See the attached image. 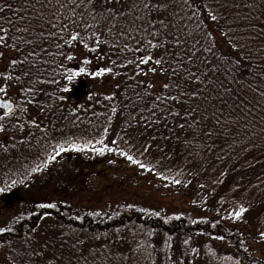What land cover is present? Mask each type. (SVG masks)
Returning <instances> with one entry per match:
<instances>
[{
    "label": "trees",
    "instance_id": "trees-1",
    "mask_svg": "<svg viewBox=\"0 0 264 264\" xmlns=\"http://www.w3.org/2000/svg\"><path fill=\"white\" fill-rule=\"evenodd\" d=\"M5 2L0 0V4ZM7 2L20 6L23 0ZM166 2L170 5L167 13L154 12L151 18L155 20L160 15L175 27L165 30L160 37L165 43L158 49L147 51L141 45L139 52L122 51L117 45L127 42L130 49H135L139 34L135 38L117 37L116 33L109 34L107 27L97 31L106 43L97 46L94 38L87 41L90 47L96 48L94 52L85 49L80 41L65 45L64 39L75 27L71 21L67 32L56 29L61 33V38H57L59 50L57 40L52 38L35 48L39 57L28 55L33 50L31 44H20L13 49L11 38L6 47H0L3 54L0 73L10 72L20 77L4 81L0 76V87L6 88L0 98L11 99L17 106L15 114L3 121L5 130L0 131V188L6 189L0 192V203L7 194H26L18 209L12 210L6 202L3 204L8 211L0 215V227L11 226L13 230L0 235V264H49V261L52 264H235L241 259L244 264H264V242L259 236L264 231V97L261 96L264 90V0H194V3L189 0L192 8L186 7L183 0ZM103 3L104 0H100V4ZM130 3L131 0H122L113 6L123 11ZM209 11L217 15L215 22L209 17ZM4 15L12 16V13ZM31 15V12L21 13V16ZM245 16L248 19H244ZM14 19L13 27L27 24L20 17ZM41 23L35 21L32 31L39 32ZM50 30V25H44L43 35L48 36ZM85 35L90 36V33ZM177 37L181 41L179 46L175 43ZM234 43L237 47H233ZM239 44L245 45L242 51ZM205 47L212 51H201ZM191 51H195L196 57L193 64L185 67H198L210 73L208 79L215 83L205 80L200 86L205 90L196 100L184 97L178 102L165 101L156 105L153 112L156 95L169 92L178 95L176 87L165 90L164 83L172 81L189 92L194 90L195 86L184 78V71L176 62L179 56L187 58ZM67 55L74 59L67 60ZM143 55L162 58L164 63L137 65ZM11 59H16L18 64L27 59L29 64L23 69L12 67ZM85 59L90 63L85 65ZM129 60L134 63L128 64ZM228 61L239 62L240 69L230 73L232 65ZM38 64L43 76L37 75ZM122 64L126 67H121ZM58 65L74 71L84 67L87 71L69 81L68 73ZM101 67H112L113 72L93 77L91 73ZM153 67H157L156 72L149 71ZM172 68L180 70L173 75ZM161 69L168 71L164 73ZM28 71L31 76L25 74ZM233 75L235 82H232ZM36 79L56 82L37 84L34 95L25 92ZM221 81L230 89L228 93L220 87ZM148 83L153 85L151 89L146 87ZM146 92L150 95H145ZM105 96L113 99L106 100ZM20 107L26 109L23 114L18 110ZM113 107L116 113H112ZM167 109L180 115L173 117ZM188 109L195 110L193 115H185ZM213 113L221 120H228L227 131L215 124ZM0 116H3L1 112ZM197 121L201 123L195 128L180 127ZM209 130L213 132L211 137L204 135ZM77 137L104 139L109 147L130 152L146 164L151 172L116 153L88 152L99 158L121 160L136 169L147 182L154 183L155 193L170 199L166 207L156 203L155 197L134 203L120 200L83 205L68 189H56L50 182L55 170L65 167L73 154L80 153H64L43 168L46 153L52 151L49 145ZM113 140L117 141L116 145L111 144ZM36 165H41L43 170L27 175ZM157 173L167 179H161ZM173 178L181 180L182 184H173ZM21 179L25 183L12 184L13 180ZM201 184L205 187L200 188ZM36 187L39 192L35 191ZM233 201L249 209L241 220L228 218L227 214L234 211ZM47 202L56 203L58 207L45 210L36 207ZM129 204L133 207L129 208ZM140 208L160 211L161 216L138 211ZM96 211L101 215H88ZM176 215L181 219H169L165 223L166 217ZM192 220L219 223L212 228L211 223L193 224ZM217 235L224 239H215ZM185 239H189L187 246L183 244ZM241 240L243 245L239 243ZM166 241L171 248L165 246ZM251 245L259 251V258L252 255ZM193 247L197 248V253H185L186 248ZM244 247L248 248V253L243 251ZM222 256H231L232 260L225 262Z\"/></svg>",
    "mask_w": 264,
    "mask_h": 264
},
{
    "label": "snow or ice",
    "instance_id": "snow-or-ice-1",
    "mask_svg": "<svg viewBox=\"0 0 264 264\" xmlns=\"http://www.w3.org/2000/svg\"><path fill=\"white\" fill-rule=\"evenodd\" d=\"M122 0H104V3L101 5L100 0H23L22 4L20 6H15L11 3H8L7 0L5 3L0 4V20H3V23H0V47H6L8 45V40L11 38L13 41L11 47L13 49H16L19 47L20 44H31L33 45V50L28 53L29 56H37L39 57V54L35 52V48L41 47V45L49 40V38H52L54 40H57V48L59 50V42L57 38H61V33L57 32L56 29L59 28L63 32H67L68 30V22H73L75 27L74 29L68 33V38L64 39V44L68 45L77 41H80L83 43V47L87 49L90 52L96 51V48H92L89 46L87 41L90 38L95 39V43L97 46L101 45L102 43H106L107 41H102L100 37L97 35V31L104 29L107 27V31L109 34L116 33L117 37L119 35L128 36L130 38H135L136 34H139V40L135 47V49H130L127 42H125L123 45H117V47H120L122 51H141L140 46L144 45V50L150 51L154 49H158L163 46L165 41H161L160 37L164 35L165 30L169 29L170 27H175L174 24H170L166 19L160 18V15L156 17L155 20L151 18L152 13H167L168 8L170 5L166 2V0H131L130 4H126L124 6V10H120L119 8H116L113 6V4H119ZM183 3L186 7L192 8L193 4L189 3V0H183ZM194 3V0H193ZM207 7V6H205ZM237 8L240 6L237 5ZM248 7H251V5H248ZM196 8L198 9L199 6L197 5ZM31 12V16H21V13H28ZM5 13H12V16H5ZM209 17L213 22H215L218 17L214 14V12L209 11L208 12ZM14 17H20L22 20L27 21V24L25 26H16L13 27V25H16V20ZM191 19V17L189 18ZM244 19H248L247 16L244 17ZM35 21H41L40 25V31L35 32L32 31V25ZM57 21H63L62 23H57ZM123 22V24H122ZM8 25L7 27L5 25ZM44 25H50L51 30L49 31L48 36L43 35L44 31ZM81 26H83V30L81 31ZM119 28V32H117V29ZM264 31V29H262ZM85 33H90L89 35H85ZM31 35V39H29V35ZM101 34H103L101 32ZM171 35V33H169ZM191 35V33H189ZM227 35V33L225 34ZM240 39H244V37H240ZM176 45L179 46L181 44V41L179 38H176L175 41ZM240 50L242 51L245 47L243 44L238 45ZM233 47H237V44L234 43ZM42 52L46 53V50L41 49ZM201 51H212V48L205 47L201 49ZM2 53H0V58H2ZM179 56V54H177ZM196 57L195 51H191L187 58L184 56H179L177 59V64L181 65V68L184 71V78L188 80L190 85H194L195 88L193 91L189 92L187 89L182 85H176L175 82H166L164 83L163 87L165 90L171 89L173 87H176L178 91V95H172L171 92H169L167 95H156L153 112L155 111V106L163 104L165 101H172V102H178V100H182L184 97H188L191 100H196L201 97L202 92L205 90L204 88H201L200 86L205 83V80L208 81L209 84L215 83V81L208 79V76L210 73H206L201 71L198 67L188 68L185 67V65H191L193 64V61ZM66 59L71 61L74 59L72 55H67ZM149 62H153L154 65L160 66L164 63L162 58H154L152 55H143L140 57L139 61L136 62L137 65H144L148 64ZM47 67L54 71L51 64H48L47 61L44 62ZM85 65L89 64L90 61L88 59H85L83 61ZM134 61L129 60L128 64H132ZM227 63H231L232 67L230 70V73H236L240 69L239 62H232L228 61ZM25 64H29V61L27 59L20 61L18 64V61L16 59H11V66L16 67L19 66L21 69L24 68ZM113 65L116 64L115 61L112 62ZM31 66V65H30ZM121 67H126V65H120ZM37 67V75L43 76V72L40 71L41 65H36ZM58 67L64 68V71L68 73L67 79L71 81L73 77L78 76L82 73H86L87 69L84 67L79 68L78 71H74L70 67H65L64 65H58ZM180 69L172 68L173 75H176L177 72ZM149 71L156 72L157 67H153L149 69ZM162 72L166 73L167 69H161ZM212 71H217V69H213ZM113 68L112 67H101L98 70L91 73L93 77H101L106 74L112 73ZM26 75L31 76V72L28 71L25 73ZM137 74H139V69ZM0 76L3 77L4 81H11L13 79L19 80V76H13L10 72L9 73H0ZM46 82H56L55 80L47 81L44 79H36L32 81V87L28 89H24L25 92H28L32 95L35 94L36 88L35 86L37 84L46 83ZM232 82H235V76H232ZM264 83V82H262ZM148 89H151L153 85L151 83H148L146 86ZM220 87L223 89L225 93H228L230 89L228 87H225V83L223 81L220 82ZM251 87V86H250ZM64 91H67V89H63ZM252 91H256V88H252ZM6 88L0 87V93H5ZM139 96L140 94L137 93ZM145 95H150V93H145ZM261 96L264 97V90L261 91ZM106 100H112V96H105ZM0 110H3V116H0V131H4L6 128V125L3 123V121L14 115L17 111V106L15 105V102L11 99L5 98L0 99ZM21 114H23L26 109L20 107L18 109ZM112 113H116L117 109L113 107L111 109ZM168 114L176 117L179 116V112L171 111L170 109H167ZM194 109H188L185 110V115L191 116L194 113ZM213 116L215 118V124L220 126L222 129H226V125L228 124V120H221L219 116L216 115V113H213ZM142 119H146L142 117ZM155 121H149V123H153ZM35 123V122H34ZM201 123L200 121H197L194 124H181L180 127H188V128H195L196 124ZM105 132L108 131V129H104ZM204 135L211 137L213 135V132L211 130L204 133ZM235 143V141H233ZM112 145H116L117 141L113 140L111 141ZM49 147L52 148V151L50 153H46V160L43 161V168H47L50 164L55 162L62 154L67 152H77V153H88L92 152L97 155H104L105 153H116L122 157H124L126 160H128L130 163L138 166L142 170H148L149 172L152 171V169L148 168V166L141 161L137 160L134 155H132L130 152L126 153L123 150H118L113 147H109L108 144L104 142V139H97L95 137L92 138H84V137H77V138H65L63 140V143L57 142L54 145H49ZM148 151L147 148L144 149V152L146 153ZM221 157H218V159ZM109 163H112L110 160ZM41 165H36L35 167L31 168V171L27 173V175H32L33 173L42 171ZM157 175L161 179H167V177H164L157 173ZM182 175V173H181ZM221 175H224V173H221ZM219 182V181H217ZM16 183L23 184L25 183L24 179H21L19 181L13 180L12 184L15 185ZM172 183L175 185H181L182 181L179 179L173 178ZM190 184L191 181H188ZM168 185H165L167 187ZM184 187H187V184H184ZM200 188H204L205 186L203 184L199 185ZM5 188H0V192H4ZM193 204H195V201H192ZM223 203V200L221 201ZM234 204V211L229 212L228 218L232 219L233 221L241 220L244 215L249 211V209L243 204V203H236L235 201L232 202ZM41 210L45 209H56L58 205L53 202H47V203H39L36 205ZM129 208H132L133 205L129 204ZM138 211L141 212H147L149 215L160 217L161 212L160 211H152L149 212L147 209L140 208ZM88 215H94V216H100L101 213L99 211L96 212H90ZM76 219H79V217H75ZM169 219H181L180 215L172 216V217H166L165 223ZM193 224L197 223H211L212 228H216L218 226L217 222H209L208 220H192ZM13 229L11 226H5L0 227V235L4 233H9ZM260 241L264 242V231H261L259 233ZM217 240H223L224 237L217 235L214 237ZM82 243V242H81ZM241 245L244 244V241H239ZM184 245H189V239H185L183 241ZM165 246L167 248H171L172 245L165 242ZM150 247V246H148ZM206 249H208V246H205ZM211 251L210 249H208ZM191 253H197V248H186L185 253L187 252ZM243 251L245 253H248V248L244 247ZM150 255V253H149ZM214 256L215 253H212ZM169 260H171V257H168ZM221 259L225 262L231 261V256H222ZM49 264H52V261H49ZM235 264H244L243 259L236 260ZM256 264H260V262H256Z\"/></svg>",
    "mask_w": 264,
    "mask_h": 264
},
{
    "label": "rangeland",
    "instance_id": "rangeland-1",
    "mask_svg": "<svg viewBox=\"0 0 264 264\" xmlns=\"http://www.w3.org/2000/svg\"><path fill=\"white\" fill-rule=\"evenodd\" d=\"M72 156L65 167L55 170L50 182L56 189H68L69 193L80 200V204L102 205L104 202L120 200L134 203L155 197L156 203H162L166 207L170 200L155 193L153 182H147L136 169L121 160L99 158L88 153L73 154ZM110 160L112 163H109ZM73 189L78 191L73 192ZM35 191L39 192V187H36ZM55 192L57 191L55 190ZM25 196L26 194L22 192L3 196L0 203V215H4L8 211L3 206L4 202L12 210L18 209L23 203L22 197L25 198ZM173 205H175L174 201ZM251 247L252 255L259 258V251L256 252L253 245Z\"/></svg>",
    "mask_w": 264,
    "mask_h": 264
},
{
    "label": "water",
    "instance_id": "water-1",
    "mask_svg": "<svg viewBox=\"0 0 264 264\" xmlns=\"http://www.w3.org/2000/svg\"><path fill=\"white\" fill-rule=\"evenodd\" d=\"M1 99V98H0ZM3 113V110H0Z\"/></svg>",
    "mask_w": 264,
    "mask_h": 264
},
{
    "label": "bare ground",
    "instance_id": "bare-ground-1",
    "mask_svg": "<svg viewBox=\"0 0 264 264\" xmlns=\"http://www.w3.org/2000/svg\"><path fill=\"white\" fill-rule=\"evenodd\" d=\"M6 200H7V198H6Z\"/></svg>",
    "mask_w": 264,
    "mask_h": 264
}]
</instances>
